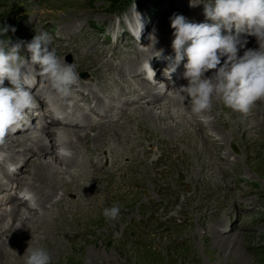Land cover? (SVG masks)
<instances>
[{"label": "rangeland", "instance_id": "374dc122", "mask_svg": "<svg viewBox=\"0 0 264 264\" xmlns=\"http://www.w3.org/2000/svg\"><path fill=\"white\" fill-rule=\"evenodd\" d=\"M140 2L139 8L150 11L157 1ZM134 4L121 0L116 8L111 0H0V25L16 29L6 33V51L18 42H30L38 30H47L61 47L59 58L71 55L79 77L88 72L93 80L103 72L102 52L115 49L118 54L126 41L120 38L115 43L104 35L114 34L113 25L133 15ZM179 4L173 1V7ZM155 7L154 19L164 25L166 7ZM65 26L71 29L63 31ZM21 50L28 54L26 47ZM118 73L112 75L119 78ZM93 84L101 86L98 81ZM108 85L120 89L112 80ZM179 96L172 90L174 99L166 100L169 105L126 106L121 121L125 139L117 138L119 125H115L108 129L106 141L99 143L125 153L120 161L126 165V175L106 181L96 175L91 190L89 184L79 190L91 198L86 210L70 212L69 203L79 197L73 192L58 207L33 213L30 231L17 230L7 238L9 242L0 244V264H24L22 256L30 244L49 249L51 264H264V123L260 124L264 114L257 119L256 133L245 130L233 109L226 110L219 100L213 101L208 113L213 118L205 122L187 103L179 106ZM150 107L154 115L148 114ZM99 132L95 128L86 136L94 165L104 162L93 142ZM113 202H119L120 214L108 219L103 209ZM229 221L233 232L221 236L219 230ZM33 227L40 233H34ZM217 237L242 240L220 249L213 243Z\"/></svg>", "mask_w": 264, "mask_h": 264}, {"label": "clouds", "instance_id": "9594fccd", "mask_svg": "<svg viewBox=\"0 0 264 264\" xmlns=\"http://www.w3.org/2000/svg\"><path fill=\"white\" fill-rule=\"evenodd\" d=\"M134 7L139 28L136 34L140 38L143 23L136 5ZM204 15L207 18L204 22L192 21L183 14L171 17L174 55L167 57L169 64L165 73L170 76L187 58L183 75L188 84L175 89L178 95L190 97L191 112L204 121L213 118L208 113L214 100L222 101L233 110L247 112L257 100L264 99V0H214V3L210 0L205 4ZM233 26L238 32L257 37L259 49H247L238 56L239 47H244L247 39L241 42L233 35L222 33V29L230 31ZM9 30L15 32V26L0 25V141L15 129L25 110L33 104L32 85L37 75L50 81L53 92L49 99L52 103L57 96L71 95L79 78L75 63L61 62L53 36L47 30H38L30 42H18L6 51ZM22 47L30 52L32 64L39 65V73L29 65L21 52ZM25 66H28L27 71ZM143 69L160 90H168L164 82L154 80L155 72L149 61ZM209 70L215 71L206 75ZM6 79L12 87L5 85ZM57 116H63L59 109ZM57 151L61 158L74 155L63 133L59 135ZM22 196L36 206L35 194L29 188L23 190ZM119 214V202L103 209V215L108 219H115ZM22 257L24 264H51L52 260L50 250L43 245L33 247L30 244Z\"/></svg>", "mask_w": 264, "mask_h": 264}, {"label": "bare ground", "instance_id": "6f19581e", "mask_svg": "<svg viewBox=\"0 0 264 264\" xmlns=\"http://www.w3.org/2000/svg\"><path fill=\"white\" fill-rule=\"evenodd\" d=\"M109 62H108V60H107V62H106V64L105 65H109L108 64ZM101 80H102V83H105L106 81H107V77L105 76V75H103L102 76V78H101ZM122 80L123 81H125V82H127L128 80L125 78V77H123L122 78ZM77 84H74L75 86H77L78 84H79V86L81 87V88H85V87H87L86 85H87V83L89 82L88 80H80V81H78L77 80ZM116 83H117V81H115ZM147 83V85L149 84L148 82H146ZM90 91H91V89H89ZM104 90L105 91H108L109 93H110V95H109V99L112 101V103L113 102H115L116 100H118V97H116L114 94H111V90H110V88H109V86L108 85H106L105 87H104ZM128 95V93L124 90V89H121V91H120V96H122V97H125V96H127ZM150 96H152L153 98H157V100H156V102L155 103H157V102H161V94L160 93H156V94H152V95H150ZM175 97V96H174ZM175 98H177V97H175ZM72 99H75L76 100V97H72ZM94 99L96 100V102L98 103V105H101L102 107H103V109H104V111L106 112V113H109V112H111L114 108H115V105L114 104H112V103H105V99L102 97V96H99V95H94ZM145 99H146V97H139L138 96V100H144L145 101ZM171 99H174V98H171ZM178 99H179V97H178ZM184 99V98H183ZM60 100H62L61 98H59V101ZM180 100V99H179ZM181 100H182V98H181ZM263 100V99H262ZM133 102H135V100H129V103H133ZM175 102V101H174ZM180 102V101H179ZM172 103V102H171ZM176 103V102H175ZM146 104L148 105V106H153L154 105V103H150V101H146ZM169 105V104H168ZM172 106H173V104H171ZM147 106V107H148ZM157 106H159V105H157ZM180 106V105H179ZM170 107V106H169ZM176 107V106H175ZM173 108V107H172ZM188 108V107H187ZM151 109V110H150ZM150 111H148V114L149 115H154L153 114V107H150ZM229 109V108H228ZM92 110V109H91ZM147 110V109H146ZM166 110V109H165ZM169 110V109H168ZM186 110V109H185ZM230 110V109H229ZM154 111H156V108H155V110ZM159 111V110H158ZM163 111V110H162ZM187 111V110H186ZM250 112H252V120L251 121H249V120H247V119H245L244 117H243V112L242 111H238V110H232V112H233V115L235 116V118H236V120H238V122L239 123H241L242 121L244 122V125H246L247 127H246V129L245 130H247V131H250V130H254V131H256V133H257V131L259 130L258 129V124H257V119H258V117L261 115V114H264V104L263 105H261V106H259V107H257V106H255L253 109H251V110H249ZM147 112V111H146ZM156 113H157V111H156ZM174 113V112H173ZM191 113V112H190ZM162 114V113H161ZM165 114V113H164ZM170 114V113H169ZM175 114V113H174ZM192 114V113H191ZM167 116V115H166ZM143 117V116H142ZM180 117V116H179ZM192 117V116H191ZM150 118V117H149ZM172 118V117H171ZM184 118V117H183ZM182 118V119H183ZM196 118V117H195ZM180 119H181V117H180ZM185 119H187V118H185ZM88 120H89V125H88V127H86V128H83V129H81L80 130V133H82L83 131H84V129H90V128H92L93 127V121L91 120V118L90 117H88ZM177 120H178V117H177ZM184 120V119H183ZM188 120V119H187ZM181 121V120H180ZM192 121V120H191ZM179 122V121H178ZM163 123V122H162ZM237 123V122H236ZM252 123V125H251V127H250V124ZM264 123V119H262V122L260 123V124H263ZM171 124V123H170ZM109 125H110V123H109ZM173 125V124H172ZM182 125V124H181ZM180 125V126H181ZM103 126H105V125H100V129L103 127ZM121 126H123V125H121ZM121 126L118 128V129H116L117 130V133L115 134L116 136H117V138L119 139V140H121V139H125V137H126V135L124 134V132L122 131V129H121ZM157 126H159V125H157ZM184 126H186L185 124H184ZM63 127V126H62ZM64 128V130L65 131H67V132H70V128H65V127H63ZM164 128V127H163ZM163 128H162V130H163ZM183 128V127H182ZM217 128V127H216ZM108 129H110V128H107V126H105L104 127V129L102 130V131H100V135L99 136H96L95 138H94V142H95V144H96V146H97V148H98V150H100V154L101 155H103V156H105V162L101 165V166H95L94 168H93V171L91 172V171H89L88 169H86V168H81L80 170H76L73 174H71V180L70 181H63L62 182V184L63 185H65L66 186V194L67 195H71V192H73V191H75V193H78V191L79 190H82L84 187H85V185H83V182L86 180V179H89L90 180V182H92L93 180H96L95 179V177H96V175H99L101 172H103V171H107V170H109V172L110 173H112L113 171L112 170H117V168H123V166L121 165V163H120V158H121V156H120V154L119 153H117L116 151H113V150H109V149H107V148H105V146H104V144H101V145H99V143H101V142H104L105 140L104 139H102L103 137H104V135H105V133H107L108 132ZM174 129V128H173ZM219 129H220V127H219ZM261 129V128H260ZM114 130V128H112V131ZM186 130H188V129H186ZM244 130V131H245ZM247 131H245V132H247ZM114 132V131H113ZM173 132V131H172ZM223 132V131H222ZM48 133H49V131L48 132H46V134L48 135ZM169 133H171V132H169ZM249 133V132H248ZM175 134V133H174ZM220 134V133H219ZM230 134V133H229ZM250 134V133H249ZM253 134V133H252ZM114 135V136H115ZM177 135V134H176ZM234 135H236V134H234ZM71 136L73 137V134H71ZM170 136V135H169ZM172 136V135H171ZM229 136V135H228ZM253 136V135H252ZM255 136V135H254ZM253 136V137H254ZM228 138V137H227ZM262 138V137H261ZM169 139V138H168ZM174 139V138H173ZM85 142V138L84 137H82V136H79V138H78V143L79 144H83ZM71 145H73L74 146V143L73 142H71L70 143ZM39 145V147H40V149H41V151L43 152V155H42V159L44 158H46V155H48V154H50L51 153V150H54V148H50V146H48V145H44V144H38ZM260 145V144H259ZM198 152V151H197ZM46 154V155H45ZM113 154V156H114V159L113 160H109V157L111 156ZM53 155L54 156H56V161H55V159H54V157H52V159H53V161H54V163L55 164H57V165H60L59 167H61L63 170H65V169H67V168H64L62 165L64 164L63 163V160H61L60 159V156L58 155V153L56 152V151H54L53 152ZM191 155V154H190ZM196 156V155H195ZM35 158H37V157H35ZM191 158H192V156H191ZM82 161H84V162H87V163H90V158L88 157V156H86V155H82V159H81ZM197 160V159H196ZM195 161V160H194ZM75 162V161H74ZM192 162V161H191ZM195 164V163H194ZM193 164V165H194ZM53 166V165H52ZM54 167V166H53ZM73 167H75V164H74V166H71L69 169H72ZM196 167V166H195ZM58 168V166L57 167H55V168H52V167H50V166H46L45 165V163L44 162H40V166L39 167H36L35 168V172H38V175H39V177H40V179L41 180H38V181H40L41 183H43V184H47L49 187H50V189L53 191V190H55V185H56V183L58 184L59 182H58V180H60V173H58L57 171H56V169ZM191 168V167H190ZM50 169V170H49ZM199 169V168H198ZM122 170V169H121ZM201 170V169H200ZM200 172V171H199ZM67 173H68V171H67ZM197 173V172H196ZM217 173H219V172H217ZM222 173V172H221ZM220 173V174H221ZM222 175V174H221ZM198 176V175H197ZM206 177V176H205ZM222 177V176H221ZM224 177V176H223ZM197 178V177H196ZM200 180L202 179V178H199ZM73 184H76L75 185V189L74 188H72V185ZM82 194V193H81ZM78 195H79V193H78ZM83 195H85V192L83 193ZM83 195H79V197H78V199H77V201L76 202H71V203H69V206H70V208H71V210H70V212L72 211L73 213L74 212H76V213H78V212H80L81 210H83V209H85L86 208V205H88L89 204V201L91 200V198H89V197H85V196H83ZM58 207V204L56 205H54V207ZM86 210V209H85ZM25 228L26 229H28V226L26 225L25 226ZM216 232H218L217 230H216ZM230 232H232V230L230 231ZM221 236L222 235H225V234H222L220 231L218 232ZM219 237H217V239H215L216 241L215 242H213V243H216V245L218 246V248H220V249H225V248H230L232 245H235V244H239L240 243V241L242 240V239H240V237H236V238H232V239H227V240H224L225 238L224 237H222V239L220 238V239H218ZM224 238V239H223ZM234 239V240H233ZM6 252V251H5ZM6 253H8V252H6ZM9 253H11V252H9ZM2 254V253H1ZM238 261L239 262H241V260H240V258L238 259Z\"/></svg>", "mask_w": 264, "mask_h": 264}]
</instances>
